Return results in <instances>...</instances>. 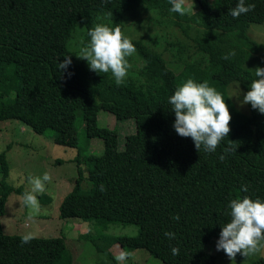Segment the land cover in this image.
Masks as SVG:
<instances>
[{
    "label": "trees",
    "instance_id": "trees-1",
    "mask_svg": "<svg viewBox=\"0 0 264 264\" xmlns=\"http://www.w3.org/2000/svg\"><path fill=\"white\" fill-rule=\"evenodd\" d=\"M196 1L198 8L181 16L169 11V0H0V119H20L39 134L52 129L54 142L77 147L73 160L78 175L59 204L60 218L138 225L135 235L90 238L108 264H119L110 250L116 243L122 249L144 248L163 264H213L214 255L205 246L219 238L221 226L229 221L230 201L243 196L264 201V115L248 104L247 112L239 111L227 89L236 81L247 92L255 79L249 63L264 43L247 30L251 21L264 20V0H246L255 9L237 19L228 14L237 0ZM139 7L170 16L185 32L190 24L199 26L192 41L203 58L185 61L175 73L142 38L124 35L142 60L136 79L117 86L111 74L90 71L75 55L67 70L58 71L65 55L76 54L70 45L76 23L83 26L86 43L88 29L104 22L122 30L128 14ZM232 52L234 56L224 59ZM188 79L207 81L228 104L231 131L215 152H198L191 138L178 136L172 127L175 116L168 98ZM101 110L134 118L135 131L125 136L122 148L115 127L98 125ZM78 115L85 135L82 145ZM90 137L102 139L100 152L89 149ZM229 140L236 152H224ZM8 171L1 150L0 217L8 193L21 190L8 183ZM83 177L90 181L87 190L80 186ZM166 231L175 233V239L165 237ZM22 236L6 234L0 225V264H53L65 248L62 235L35 237L21 245ZM172 247L179 248V255L172 254ZM70 261L68 257L64 264ZM249 264H264V258Z\"/></svg>",
    "mask_w": 264,
    "mask_h": 264
},
{
    "label": "rangeland",
    "instance_id": "rangeland-1",
    "mask_svg": "<svg viewBox=\"0 0 264 264\" xmlns=\"http://www.w3.org/2000/svg\"><path fill=\"white\" fill-rule=\"evenodd\" d=\"M214 0H210L212 4ZM186 9L198 8L196 0H185ZM188 11V13L193 12ZM122 32L130 38H142L151 47L159 51L169 68L178 73L185 61L203 58L196 50L192 37L195 36L199 26L188 25V31H182L170 16H161L155 10L144 7L137 8L128 14ZM77 24V25H76ZM70 41L71 48L78 52L79 42L82 40L83 26L76 23ZM100 24H105L100 22ZM183 24L186 25L185 21ZM248 35L256 42L264 43V20L251 21L247 30ZM249 65L255 73L256 67H264V49L253 54ZM132 68L127 79H136L142 66V60L135 53L129 58ZM249 62V61H248ZM247 67V62L245 63ZM256 78V77H255ZM126 79V80H127ZM228 95L239 111L248 110L247 104H242L243 94L236 81L227 85ZM247 112V111H246ZM97 123L108 128L115 127L118 131V147L122 148L125 136L135 131L133 117L116 118L106 110L98 111ZM78 143L82 145L85 140L83 123L77 116ZM56 134L52 129H45L43 133H36L26 126L20 119H0V151L5 150V157L9 166L6 177L13 186H21L20 191L12 189L5 200L4 210L0 217V225L4 233L34 237L64 236L65 248L60 252L53 264H64L68 257L71 264H108V258L103 251H97L90 242V238L103 235H135L138 225L135 223H122L117 221H102L98 218L59 217V204L63 196L71 189L76 181L78 171L76 161L73 160L77 147L60 144L52 140ZM89 149L100 152L103 147L101 138L90 137ZM81 166H85L83 162ZM45 172L51 176V183L47 185L48 192L38 195L42 206V214L30 218L28 210L21 203L22 194L30 190L28 183L30 177L42 176ZM86 175V170L83 171ZM1 175V172H0ZM81 189L90 188V181L83 177L80 182ZM213 238L205 250L214 255L213 264H232L223 251H216ZM110 250L116 256L121 250L129 253L124 264H163V262L144 248L122 249L118 243ZM264 258V249L253 256L243 257L239 253L235 257V264H249L255 259Z\"/></svg>",
    "mask_w": 264,
    "mask_h": 264
},
{
    "label": "clouds",
    "instance_id": "clouds-1",
    "mask_svg": "<svg viewBox=\"0 0 264 264\" xmlns=\"http://www.w3.org/2000/svg\"><path fill=\"white\" fill-rule=\"evenodd\" d=\"M106 2V0H105ZM172 13L181 16L193 8L184 7L185 0H169ZM255 9L254 3H246V0H237L235 7L228 10V14L237 19L242 14H247ZM112 16V13H108ZM88 40L82 39L79 42V49L76 54L64 56L63 61L57 64L58 71L67 70L72 63V55L77 59L87 62L90 71L97 74H111L115 84L120 86L125 83L132 64L129 58L136 53V47L131 40L124 36L119 27H109L97 23L87 30ZM235 53H229L224 59H229ZM70 77L72 73L68 72ZM255 79L251 81L249 90L243 94L242 104H248L252 109L264 115V67L255 68ZM171 110L174 112L172 127L176 134L183 138H191L195 149L199 152L201 148L207 153L215 152L221 141L228 138L231 131V113L228 104L221 93L214 87L209 86L207 81L197 83L188 79L175 89L168 98ZM230 141V140H229ZM224 148V152L235 151L237 148L231 146ZM220 160L225 156L221 155ZM28 183L30 190L22 194L21 203L28 210L30 218L42 214V206L38 195L49 194L47 185L51 183V176L45 172L42 176L30 177ZM101 192L106 189L101 184ZM241 190L247 192V187L242 185ZM230 211L227 213L229 221L221 226L219 238L215 243L216 251H223L232 264H235V257L239 253L243 257L253 256L264 249V201L251 199L248 196L232 199L228 205ZM173 219L179 220V216ZM165 237L169 240L175 239V233L166 231ZM35 237L28 233L21 237V245L28 244ZM174 256L179 255V248L172 247ZM129 253L121 250L115 256L119 264H124Z\"/></svg>",
    "mask_w": 264,
    "mask_h": 264
}]
</instances>
